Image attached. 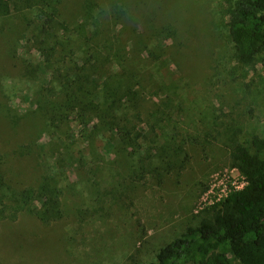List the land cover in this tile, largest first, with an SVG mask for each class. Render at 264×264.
<instances>
[{
    "label": "rangeland",
    "instance_id": "obj_1",
    "mask_svg": "<svg viewBox=\"0 0 264 264\" xmlns=\"http://www.w3.org/2000/svg\"><path fill=\"white\" fill-rule=\"evenodd\" d=\"M235 1L133 0L131 13L114 24L115 50L95 47L102 60L116 52L114 63L98 69L102 83V70L114 73L101 101L116 99L117 114L139 129L154 128L161 144L173 128L203 142L186 146L191 160L182 172L141 179L135 175L143 152L109 149L104 131L83 132L79 121L56 129L35 113L33 96L46 78L26 73L39 58L32 46L37 10L0 17V175L17 189L48 175L64 190L65 209L51 224L29 212L5 220L0 264H123L131 257L149 264L188 227L213 217L226 190L244 182L231 166L229 139L264 136V51L251 67L237 59L228 26ZM79 2L69 0L65 10L72 30L81 20ZM120 89L136 93L124 97ZM99 196L105 210L82 220L78 211L99 208Z\"/></svg>",
    "mask_w": 264,
    "mask_h": 264
},
{
    "label": "trees",
    "instance_id": "obj_2",
    "mask_svg": "<svg viewBox=\"0 0 264 264\" xmlns=\"http://www.w3.org/2000/svg\"><path fill=\"white\" fill-rule=\"evenodd\" d=\"M68 2L0 0V17L29 8L37 10L39 31L32 46L39 58L27 67L26 73L33 77L42 73L46 78L33 96L35 113L56 129L79 121L83 132L104 131L109 149L113 145L134 156L143 152L136 167L137 179L147 172L161 176L185 170L191 160L186 146H202L200 136L181 135L173 128L161 144L155 140L158 136L154 128L139 129L131 120L125 121L115 110L116 99L101 101L99 95L103 89L111 93L114 73L102 70L105 78L102 83L98 69L114 63L116 52L112 56L109 52L102 60L95 47L101 43L107 50H115L118 45L112 42L114 24L121 25L118 21L131 13L133 0H80L83 12L75 30L66 16ZM228 16L236 57L243 66L251 67L264 51V0H236ZM164 30L168 35L174 33L171 27ZM118 92L124 97L136 93L133 89ZM110 100L113 103H108ZM227 146L231 166L244 177L246 185L232 190L214 206L211 219L188 227L180 237L162 247L149 264H264V136L253 133L247 140L231 137ZM153 157L161 164L153 165L154 161L150 162ZM62 160L56 157V163ZM65 167L72 171L75 164L70 162ZM63 195L64 190L54 185L48 175H43L37 186L21 189L13 188L0 175V228L5 220H16L21 212L34 213L46 224L61 220L65 216ZM97 200L99 208L78 211L82 220L105 210L101 205L103 197ZM123 264L141 263L131 257Z\"/></svg>",
    "mask_w": 264,
    "mask_h": 264
},
{
    "label": "built area",
    "instance_id": "obj_3",
    "mask_svg": "<svg viewBox=\"0 0 264 264\" xmlns=\"http://www.w3.org/2000/svg\"><path fill=\"white\" fill-rule=\"evenodd\" d=\"M243 180H244V182H243L241 185L234 184L233 187H232L231 189L228 188V190H226V193H225L226 195H225L222 199H224L226 196H228L229 193H230L232 190L243 188V187L246 185V180L244 179V177H243ZM222 199H221V200H222Z\"/></svg>",
    "mask_w": 264,
    "mask_h": 264
}]
</instances>
